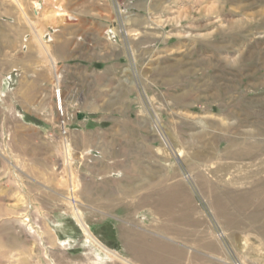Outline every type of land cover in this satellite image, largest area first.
Wrapping results in <instances>:
<instances>
[{"label": "rangeland", "instance_id": "obj_1", "mask_svg": "<svg viewBox=\"0 0 264 264\" xmlns=\"http://www.w3.org/2000/svg\"><path fill=\"white\" fill-rule=\"evenodd\" d=\"M19 1L0 0V264H264V0H173L143 53L111 0L106 37L124 53L110 78L53 61L42 100L29 98V45L56 56L63 14ZM95 91L115 131L72 116ZM156 193H175V207L163 199L156 215ZM117 207L131 218L117 228L147 234L132 253L111 237Z\"/></svg>", "mask_w": 264, "mask_h": 264}, {"label": "crops", "instance_id": "obj_2", "mask_svg": "<svg viewBox=\"0 0 264 264\" xmlns=\"http://www.w3.org/2000/svg\"><path fill=\"white\" fill-rule=\"evenodd\" d=\"M37 1L43 3V0ZM37 1L32 0V3ZM48 1L49 0H47V2ZM15 2L23 10L20 1L15 0ZM53 2H55L59 12L57 16H61L63 14V19L57 26V32L52 44V54L55 52L56 56L53 54V58L51 59L47 48L42 46L41 49H39L32 43L29 45L31 61L30 73L33 76L30 81V85L39 88L35 94L29 97L30 100H35L39 97L42 100L44 94L48 96L47 87H49L51 81L49 75L52 73L53 61L56 62L57 66L60 64L64 65V62L72 60L79 61L78 64H82L81 66L85 67L93 64L100 72L99 76L102 78L105 76L103 81L106 83V79L110 78L109 73L112 71L111 69L114 65H116L114 60L121 59L119 54L122 52L121 50L123 47H121L118 43L108 40L106 37L107 31H109L108 29L111 25H114V10L111 0H53ZM120 3L122 8H124V11L127 12L124 18L125 28L129 29V34H136L133 40L134 50L136 49V52L143 53L153 48V50L156 51V26H164L161 24L166 23L163 22V20L171 21L169 12L173 7V0L172 2L171 0H120ZM17 5L10 10V14L13 13L15 18L19 16L20 12ZM156 12L159 13V16H156L158 15ZM23 36L27 37V33L25 32ZM114 54L117 58L114 57ZM50 61L52 66L51 69L47 64V62L50 63ZM55 80L59 83L60 87H62V83L59 82V78L57 77ZM53 85L55 87V84ZM1 88L2 87L0 85V90ZM62 90L65 91V87H62ZM63 95L64 99L65 94ZM92 95L95 97L94 100L81 106V108L76 113L74 112L72 116L76 115L78 118H81V121H87L89 119L93 121V119H96L98 125L95 127V132L97 133L105 134L108 133L107 130L109 129L115 131L112 126H104L103 124L104 121L111 119V115L109 113L111 112V109L108 107L110 101H106L102 91H95ZM72 97L73 100L71 102L76 101L77 96L73 94ZM66 102L69 101L66 100ZM69 108L73 110V107L68 106V109ZM92 148L93 147H89L88 149ZM228 153L231 154L232 152ZM160 172L161 171L156 170V174H159ZM167 173L170 174V171ZM72 188L74 189V185L70 186V190ZM163 199H172V207H175V193H156V210L154 211L156 215L158 214V211H160L158 204H160V201ZM126 209L128 208L117 207L115 209L116 213H112L113 215H111L109 219L112 225L114 224V228L111 231V237L115 239L118 244L122 245V247L128 248V246H130L128 250L132 253V246L138 245L140 241H145L147 234L143 233L139 229L116 227L115 222L124 219H131L129 217L122 218L123 214L129 213ZM173 211H175V209H173L172 212ZM138 212L139 211H132V214L137 215ZM133 218L138 219V217ZM86 234L96 243L99 242L96 238L91 237L87 232ZM153 253L156 254V251ZM138 260H140V258H137V261Z\"/></svg>", "mask_w": 264, "mask_h": 264}, {"label": "built area", "instance_id": "obj_3", "mask_svg": "<svg viewBox=\"0 0 264 264\" xmlns=\"http://www.w3.org/2000/svg\"><path fill=\"white\" fill-rule=\"evenodd\" d=\"M112 1H113L114 5L118 8L117 9V14L118 15H116V17H117V21L121 24L119 26V31H120V33H122L126 37L129 34H128V31L125 29V23H124V18H123V14H122L123 11H122V6H121V3H120V0H112ZM55 97L57 99V108L63 114V109L59 105V103L61 101V98H63V90H62V87H60L58 82L56 83ZM63 103H64V101H63ZM62 123L64 125L65 122H62ZM62 133H63L64 136L67 134V131H66L65 127H63ZM235 264H239V263H235Z\"/></svg>", "mask_w": 264, "mask_h": 264}, {"label": "bare ground", "instance_id": "obj_4", "mask_svg": "<svg viewBox=\"0 0 264 264\" xmlns=\"http://www.w3.org/2000/svg\"><path fill=\"white\" fill-rule=\"evenodd\" d=\"M37 7H38L39 10H40V7H39V6H37ZM38 8H36V10H37ZM160 126H161V125H160ZM77 217H78L79 221L81 222L82 226L84 227V229L87 231V233H88L89 235H91L90 232H89V230H88V227H86L85 223L83 222L82 217H81L79 214H77ZM104 249H105V248H104ZM117 256H118V255H117ZM118 257H119V256H118ZM119 258L123 260L122 257H119ZM127 262H128V261H127Z\"/></svg>", "mask_w": 264, "mask_h": 264}, {"label": "trees", "instance_id": "obj_5", "mask_svg": "<svg viewBox=\"0 0 264 264\" xmlns=\"http://www.w3.org/2000/svg\"><path fill=\"white\" fill-rule=\"evenodd\" d=\"M30 121H31V123H35V124H39V125H41V122H39V121H37V120L32 119V120H30Z\"/></svg>", "mask_w": 264, "mask_h": 264}]
</instances>
